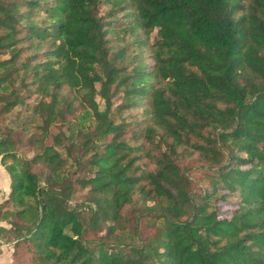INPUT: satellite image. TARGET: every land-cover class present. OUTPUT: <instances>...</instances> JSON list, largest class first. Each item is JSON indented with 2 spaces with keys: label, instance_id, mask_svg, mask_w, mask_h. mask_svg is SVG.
Instances as JSON below:
<instances>
[{
  "label": "trees",
  "instance_id": "obj_1",
  "mask_svg": "<svg viewBox=\"0 0 264 264\" xmlns=\"http://www.w3.org/2000/svg\"><path fill=\"white\" fill-rule=\"evenodd\" d=\"M0 165L13 264H264V0H0Z\"/></svg>",
  "mask_w": 264,
  "mask_h": 264
},
{
  "label": "rangeland",
  "instance_id": "obj_2",
  "mask_svg": "<svg viewBox=\"0 0 264 264\" xmlns=\"http://www.w3.org/2000/svg\"><path fill=\"white\" fill-rule=\"evenodd\" d=\"M9 187L10 177L0 165V203H2L6 199L7 194L9 193ZM82 196V193H77L75 195V199H77V201H80V198H82ZM0 264H13V248L3 240H0Z\"/></svg>",
  "mask_w": 264,
  "mask_h": 264
},
{
  "label": "crops",
  "instance_id": "obj_3",
  "mask_svg": "<svg viewBox=\"0 0 264 264\" xmlns=\"http://www.w3.org/2000/svg\"><path fill=\"white\" fill-rule=\"evenodd\" d=\"M2 169V168H1ZM3 171V170H2ZM4 173V172H3ZM5 177V176H4ZM8 195V194H7Z\"/></svg>",
  "mask_w": 264,
  "mask_h": 264
}]
</instances>
